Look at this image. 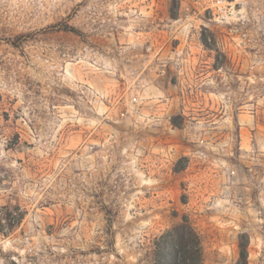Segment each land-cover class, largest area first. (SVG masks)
I'll use <instances>...</instances> for the list:
<instances>
[{
  "label": "rangeland",
  "instance_id": "rangeland-1",
  "mask_svg": "<svg viewBox=\"0 0 264 264\" xmlns=\"http://www.w3.org/2000/svg\"><path fill=\"white\" fill-rule=\"evenodd\" d=\"M183 217L264 264V0H0V264H152Z\"/></svg>",
  "mask_w": 264,
  "mask_h": 264
},
{
  "label": "trees",
  "instance_id": "trees-1",
  "mask_svg": "<svg viewBox=\"0 0 264 264\" xmlns=\"http://www.w3.org/2000/svg\"><path fill=\"white\" fill-rule=\"evenodd\" d=\"M61 29L64 32L82 36L79 30L67 24L63 25ZM7 216L9 217L10 213ZM153 245L152 264H203L201 239L186 217L166 229L153 242ZM246 248L247 243L239 245V256L243 262L247 258Z\"/></svg>",
  "mask_w": 264,
  "mask_h": 264
}]
</instances>
